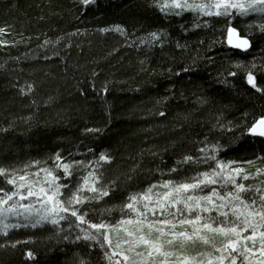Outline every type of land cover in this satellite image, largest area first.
Instances as JSON below:
<instances>
[{
  "label": "trees",
  "instance_id": "1",
  "mask_svg": "<svg viewBox=\"0 0 264 264\" xmlns=\"http://www.w3.org/2000/svg\"><path fill=\"white\" fill-rule=\"evenodd\" d=\"M262 22L254 16L232 21L251 41L243 52L225 42L223 17L165 15L151 0H96L87 7L79 0H0V27L6 29L0 39L9 41L0 45V167L23 171L33 160L41 161L37 167L51 165L57 152L87 162L93 159L88 148L106 150L114 159L104 163L103 178L116 184L110 197L93 204L90 218L116 223L130 194L162 180L186 179L190 166L171 174L168 169L183 155H195L207 137L223 146L221 158L253 160L243 165L250 175L242 182L264 189V175L256 174L264 168V160L256 159L264 156V138L246 133L264 114V94L244 78L253 62L264 63V32L255 26ZM115 24L125 25L130 39L99 31ZM154 30L167 34L162 47L131 43ZM258 80L264 86V73ZM25 84L34 90L22 96L19 87ZM105 85L109 91L102 94ZM86 127L104 131L85 133ZM26 170L33 174L29 179L36 178L35 167ZM78 175L62 181L74 184ZM0 187H11L2 176ZM164 190L158 185L153 195ZM77 232L51 224L12 230L0 236V244L22 243L0 247V264H108L105 250L75 240ZM214 242L219 247L223 238ZM29 249L34 260L24 255ZM180 251L213 249L196 241Z\"/></svg>",
  "mask_w": 264,
  "mask_h": 264
},
{
  "label": "snow or ice",
  "instance_id": "2",
  "mask_svg": "<svg viewBox=\"0 0 264 264\" xmlns=\"http://www.w3.org/2000/svg\"><path fill=\"white\" fill-rule=\"evenodd\" d=\"M95 2L79 0L85 7ZM151 6L165 15L180 16L192 12L197 18L223 17L226 21L225 42L244 51L251 47V41L232 21L250 16L264 21V0H151ZM255 26L264 32V22ZM193 27L200 25L194 23ZM99 31L115 32L130 39L127 27L122 24ZM5 33L6 29L0 27V34ZM166 36L163 30H154L131 43L149 49L162 47ZM8 43L0 39V45ZM48 43L47 40L44 42L45 45ZM176 46L182 47L179 42ZM65 47L70 48L71 43ZM53 56H59V53L54 52ZM51 58L43 57L45 60ZM244 71L246 84L264 94V86L258 80V74L264 73V63L258 66L253 62ZM96 75L94 71L93 76ZM228 75L234 77L237 72L229 70ZM33 90L32 84L19 87L22 96ZM100 91L107 94L109 89L105 85ZM103 131L102 128L84 129L85 133L93 134ZM246 133L264 138V114L254 118ZM200 145L195 155H183L168 169L171 174L181 171L183 165L190 166L191 174L186 179L162 180L150 184L143 192L130 194L121 205L122 215L116 223L90 218V213L95 211L93 204L110 197L116 184L114 180L104 181L103 178L104 163L114 159L106 150L97 153L88 148L93 159L87 162L71 158V153L65 157L57 152L51 158V165L45 162V166L37 167L41 161L33 160L23 171L0 167V176L11 186L0 187V236L8 237L12 230L21 227L51 224L57 230H63L65 226L69 230H78L75 240L92 242L91 246L104 249L108 264H264V189L242 182L250 175L243 165H252L254 161L221 158L219 152L223 146L209 142L207 137ZM256 159L264 160V156ZM31 167L36 169L34 179H29L33 174L26 170ZM74 172L79 174L74 184L62 181L63 177L72 178ZM256 174L264 175V168H256ZM41 176L43 179L39 178ZM158 185L165 190L154 196L153 189ZM113 231L118 237L115 241ZM216 236L223 238L219 247L214 242ZM63 238L68 239V236ZM196 241L210 246L213 251L195 255L180 251ZM21 243L20 240H7L0 247L15 248ZM24 255L35 259L30 249ZM80 264H87V261L81 259Z\"/></svg>",
  "mask_w": 264,
  "mask_h": 264
},
{
  "label": "water",
  "instance_id": "3",
  "mask_svg": "<svg viewBox=\"0 0 264 264\" xmlns=\"http://www.w3.org/2000/svg\"><path fill=\"white\" fill-rule=\"evenodd\" d=\"M229 46V48H234L233 46H231V45H228ZM234 49H237V48H234ZM251 49V47L249 48V49H247L246 51H248V50H250ZM238 50H241V49H238ZM241 51H243L244 52V50H241Z\"/></svg>",
  "mask_w": 264,
  "mask_h": 264
}]
</instances>
